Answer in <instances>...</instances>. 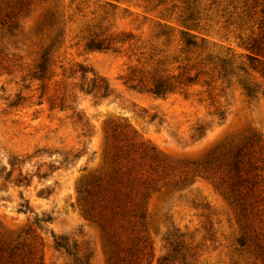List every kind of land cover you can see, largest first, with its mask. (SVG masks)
Here are the masks:
<instances>
[{
  "label": "rangeland",
  "instance_id": "374dc122",
  "mask_svg": "<svg viewBox=\"0 0 264 264\" xmlns=\"http://www.w3.org/2000/svg\"><path fill=\"white\" fill-rule=\"evenodd\" d=\"M263 42L264 0H0V264H264Z\"/></svg>",
  "mask_w": 264,
  "mask_h": 264
},
{
  "label": "trees",
  "instance_id": "16d2710c",
  "mask_svg": "<svg viewBox=\"0 0 264 264\" xmlns=\"http://www.w3.org/2000/svg\"><path fill=\"white\" fill-rule=\"evenodd\" d=\"M185 45L187 47H194L195 44L190 38H185ZM86 47L88 50H93V51H108L110 49V40L109 39H100V38H92L90 39ZM252 50L256 51L260 57L264 59V42L257 46L256 48H252ZM50 50L47 49L45 50L39 60L38 63L36 64L34 68V72L32 74V79L43 83L50 74ZM256 59L253 57L249 58V61H255ZM221 72L224 73V77H226L227 74V69L225 66V62H221L220 64ZM73 74H79V92L84 94V95H92L97 98H107L110 95V90L109 87L105 84V82L102 79L99 78H92L90 80H87V74L88 71L83 69L81 66L77 67V70L73 72ZM138 85H140L141 89L146 90V92L157 96V97H165L169 94H172L176 91L177 86H175L174 82H172L170 79L167 78H162V77H157L155 75L150 76V78L145 79V80H140L138 82ZM136 85V86H138ZM245 94L248 98H252V90L249 87H244ZM201 128H197L196 131L198 134H201ZM237 157H235V161L232 162L231 167L233 172L237 171L238 168V160H236ZM244 182V180L242 181ZM49 221V219L47 220ZM46 221V222H47ZM55 246L57 248L64 249L67 251L65 248L64 244L57 240L55 242Z\"/></svg>",
  "mask_w": 264,
  "mask_h": 264
}]
</instances>
